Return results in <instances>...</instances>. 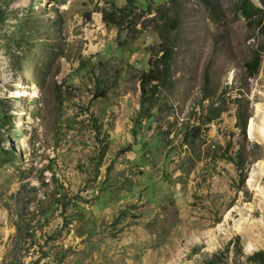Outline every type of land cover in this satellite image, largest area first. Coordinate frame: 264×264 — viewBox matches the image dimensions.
Segmentation results:
<instances>
[{"label":"rangeland","instance_id":"374dc122","mask_svg":"<svg viewBox=\"0 0 264 264\" xmlns=\"http://www.w3.org/2000/svg\"><path fill=\"white\" fill-rule=\"evenodd\" d=\"M251 1L262 13L250 21L240 0L179 1L172 87L146 122L139 76L155 58L160 0L119 29L102 21L112 0H0V152L15 155L0 166V264L264 253V201L247 186L264 162V141L246 135L264 109V0Z\"/></svg>","mask_w":264,"mask_h":264},{"label":"trees","instance_id":"16d2710c","mask_svg":"<svg viewBox=\"0 0 264 264\" xmlns=\"http://www.w3.org/2000/svg\"><path fill=\"white\" fill-rule=\"evenodd\" d=\"M62 1V0H60ZM163 3L158 8L157 14L152 17L148 22L152 25L151 33L156 36L157 44L151 48L153 49L154 59L150 61V67L146 71H143L139 76L140 82V104H139V116L138 120L145 119L146 122L153 119L156 114V106L158 102L159 92L166 87H172V73L171 65L174 57L175 40L172 37V33L178 27L179 22V10L180 0H160ZM202 5L207 11L211 9L210 0H200ZM109 7L102 10V21L110 26L119 29L125 18L136 17V11L139 10L141 14L150 12V6L147 0H112L108 2ZM161 10V11H160ZM239 14L247 21H250L256 15L261 14V10L256 7L251 0H240L238 6ZM3 22L0 18V28H2ZM133 23L132 26H134ZM260 63V55L258 52H254L251 61L245 63V70L249 77L254 76L257 73ZM204 100H207V96H203ZM213 108V107H211ZM221 109L213 117H205L203 123H210L216 119ZM136 130V129H135ZM138 130V129H137ZM199 127L192 129V134L197 133ZM136 133V132H135ZM195 136V135H194ZM15 159V155L12 151L0 152V166ZM228 245L223 251L215 254L213 260H207L204 264H214V259L228 252ZM245 264H264V253L258 251L253 253L247 258Z\"/></svg>","mask_w":264,"mask_h":264},{"label":"bare ground","instance_id":"6f19581e","mask_svg":"<svg viewBox=\"0 0 264 264\" xmlns=\"http://www.w3.org/2000/svg\"><path fill=\"white\" fill-rule=\"evenodd\" d=\"M25 91L22 92V95ZM247 136L257 142L264 141V109L261 105L256 106L255 116L247 123ZM264 174V162H258L253 168L247 180V186L255 191L264 201V189L259 184V177ZM241 222L234 223V230L240 229Z\"/></svg>","mask_w":264,"mask_h":264},{"label":"water","instance_id":"95a60500","mask_svg":"<svg viewBox=\"0 0 264 264\" xmlns=\"http://www.w3.org/2000/svg\"><path fill=\"white\" fill-rule=\"evenodd\" d=\"M247 135V134H246Z\"/></svg>","mask_w":264,"mask_h":264}]
</instances>
